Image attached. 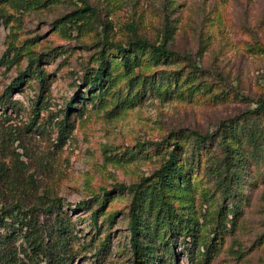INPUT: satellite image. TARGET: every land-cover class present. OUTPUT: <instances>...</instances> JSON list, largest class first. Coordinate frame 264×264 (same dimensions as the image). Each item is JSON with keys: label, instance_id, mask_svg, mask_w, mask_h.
<instances>
[{"label": "rangeland", "instance_id": "374dc122", "mask_svg": "<svg viewBox=\"0 0 264 264\" xmlns=\"http://www.w3.org/2000/svg\"><path fill=\"white\" fill-rule=\"evenodd\" d=\"M86 1L93 23L66 33L56 20L83 7V0H63L21 13L0 2V57L12 56L14 50L7 51L11 45L22 54L9 68L0 66V163L10 175L15 173L17 157L24 167L12 189L0 183L4 192L0 208L19 197L26 206L40 195L60 198L73 226L72 264H133L130 193L115 189L103 206L93 203L90 211L77 203L100 198L101 187L130 185L151 174L163 158L160 147L153 144L170 132L213 134L215 139L189 175L190 209L185 206L184 211L192 212L207 240L213 237V211L221 204H234L238 213H229L228 219L235 226L222 234L224 241L207 264H264V162H247L237 188L239 199L220 196L204 164L221 154L215 137L221 121L241 122L242 114L264 99V0H172L171 5L169 0ZM165 18L174 27L171 48L185 57L143 61L133 69L148 82L142 95L134 96L141 89H129L127 77H120L108 93L74 102L66 119L68 101L76 91L87 90L84 72L96 66L97 52L105 48L111 59L114 55L104 40L124 44L133 24L136 34L159 42ZM39 55V68L47 76L44 86L28 76L7 98L8 105H1L5 88L30 56ZM189 62L201 69L202 77L186 76ZM178 71L183 75L174 80ZM119 72L120 67L113 73ZM63 119L69 132L60 141L58 125ZM258 120L264 127V116ZM243 143L251 154L244 138ZM186 200L181 195V202ZM188 247L199 259L203 248L198 251L189 239L187 243L178 239L175 260L165 264H191Z\"/></svg>", "mask_w": 264, "mask_h": 264}, {"label": "trees", "instance_id": "16d2710c", "mask_svg": "<svg viewBox=\"0 0 264 264\" xmlns=\"http://www.w3.org/2000/svg\"><path fill=\"white\" fill-rule=\"evenodd\" d=\"M62 1L0 0L19 13L46 8ZM171 1L169 0V5ZM83 2L85 4L83 7L76 8L56 20L64 33L66 29L69 31L93 23V20H88L90 9L87 1ZM129 25L132 34L124 44L104 40V45L108 44L114 49V55L111 59L105 48L97 52L96 66L87 68L84 72L83 83L87 90L76 91L68 101L65 108L66 119L69 112L74 109V102L95 99L101 91L108 93L109 88L120 77H127L129 89L137 86L141 89L137 90L134 96L142 95L148 82L144 75L135 74L133 69L139 67L143 61L158 63L185 57L171 48L174 27L167 18L163 23L162 38L159 42H152L136 34L134 25ZM11 49L14 52L10 58L8 56L5 58L6 54L0 57V66L9 68L22 55L12 45L7 51ZM41 57L42 55L28 58L27 66L19 71L5 88L1 96V105H8L7 98L28 76L37 78L40 86H44L47 76L39 68ZM189 66L190 70L186 72V76L202 77L201 69L195 68L190 62ZM118 67L120 72L114 74ZM182 75L178 71L173 75V79L178 80ZM201 84L196 85L197 89ZM256 103L253 110L242 114V124L237 119L221 121L219 129L215 132V137L219 139L221 154L219 157L209 158L211 163L208 165L207 161L204 162L209 177L217 183L220 196L224 199L233 195L237 196V199L240 198L237 188L243 181L248 161L264 162V127L258 123V119L264 116V99H259ZM35 110L36 115L38 107ZM255 118L257 120L250 122ZM32 123L33 121L30 122ZM68 126L65 119L59 122L58 140L63 141L67 136ZM245 126L246 131L243 130ZM243 138L247 140L251 154H248ZM214 139L213 134L170 132L162 141L153 144L156 148L160 147L163 158L159 167L151 174L140 177L137 182L130 185L120 183L110 190L101 187L103 194L100 198L95 196L92 200H82L77 205L90 211L93 203L103 206L115 189L120 192L127 190L130 193L128 231L133 264H165L167 261L175 260L174 247L178 239L183 243H187L189 239L198 251L204 249L203 254L198 252L199 259L196 260L194 252L189 247L185 248L191 264H207L212 258L213 251H217L219 244L223 243L222 234L231 231L235 226L234 221L228 219V214L236 216L239 209L234 204L224 203L214 210L213 237L207 240L202 238L198 222L193 218L192 212L184 211L185 206H189L190 209L192 185L189 175L198 165L201 153L208 149L207 144ZM18 159L17 157L15 173L11 175L6 172L4 164L0 163V183L11 189L17 183L18 177L24 173L22 162ZM3 194V190H0V195ZM181 195L187 196V200L181 202ZM98 213V209L92 211L94 220L97 219ZM110 217L113 218V215ZM227 223H230V228H227ZM72 228V221L62 209L60 198L40 195L31 206H26L24 199L19 197L11 205L0 208V264H72L71 243L74 236Z\"/></svg>", "mask_w": 264, "mask_h": 264}]
</instances>
